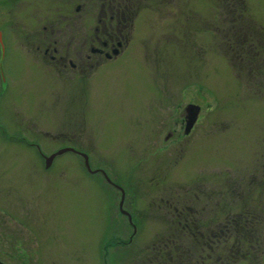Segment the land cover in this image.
<instances>
[{
	"label": "rangeland",
	"instance_id": "obj_1",
	"mask_svg": "<svg viewBox=\"0 0 264 264\" xmlns=\"http://www.w3.org/2000/svg\"><path fill=\"white\" fill-rule=\"evenodd\" d=\"M69 1L0 0V259L158 264L171 215L190 205L206 234L231 229L207 249L213 258L254 264L256 245L264 250V53L263 67L242 72L227 53L241 48L226 44L222 23L236 1L143 0L127 50L75 76L55 73L32 47L45 27H67ZM245 1L243 23L258 26L263 49L264 0ZM65 32L76 45L79 32ZM188 105L201 110L189 133L180 123ZM245 206L260 225L246 240L229 221Z\"/></svg>",
	"mask_w": 264,
	"mask_h": 264
},
{
	"label": "flooded vegetation",
	"instance_id": "obj_2",
	"mask_svg": "<svg viewBox=\"0 0 264 264\" xmlns=\"http://www.w3.org/2000/svg\"><path fill=\"white\" fill-rule=\"evenodd\" d=\"M142 1L70 0V8L74 5L76 14L73 15L74 13L70 14L69 12L62 15L63 21L68 22L67 27L65 29L53 27L51 30L45 27L38 34L39 39L34 41L32 47H36L40 52L42 51L43 63L50 65L51 70L55 73L67 75L79 70L81 74H84L89 67H97L103 63V56L109 62V60L117 59L127 50L132 40V38H127L129 33H126L129 26L133 25L129 20L138 15L137 7L140 5L142 6L141 9L145 7L141 3ZM95 16L98 20L96 26L90 24ZM84 20L86 26H82ZM72 25L75 27L73 28ZM65 31H72V35L76 34V31L79 32L76 45H74V41L66 44L63 42L67 35ZM63 32L66 33H64V38ZM25 36L26 41L28 40L27 43L30 45L29 41L31 40L28 38H31V36ZM74 36L71 39H75ZM28 51L31 52V49L28 48ZM72 76H75V73ZM187 115L185 113V117L180 121L181 129L187 125ZM186 207L180 212L175 210L174 215H171L174 221L177 222V226L171 228V235L161 239L156 254L158 264H206V259L207 262L210 261V264H224L225 259H227L226 254L223 256L215 254L213 258V252H208L207 249L212 251L216 242H222V238L218 239V236H224L226 231L221 230L219 235L214 233L213 236L209 235V231L206 234L205 221L200 222L201 219L197 215L200 211L190 205ZM202 211L206 212V209ZM182 233H185L186 237L181 238ZM185 240H187V243L185 242L188 245L187 247H184L183 242ZM122 243L127 244L123 240ZM169 245H173L176 251L169 249ZM255 249L259 254L255 256L254 264H264L262 244L259 245L258 243ZM205 251L207 252L206 256L202 254ZM242 258L245 259V255ZM0 264L6 263L0 259Z\"/></svg>",
	"mask_w": 264,
	"mask_h": 264
},
{
	"label": "trees",
	"instance_id": "obj_3",
	"mask_svg": "<svg viewBox=\"0 0 264 264\" xmlns=\"http://www.w3.org/2000/svg\"><path fill=\"white\" fill-rule=\"evenodd\" d=\"M234 1H236V7H233V6L230 7L232 9L229 11L231 16H225V18L223 17V20H222L223 30H224V34H228V38L226 39V44L227 43L230 44L231 42L229 40L230 38L231 40H233L234 44L240 46L241 48H238L237 52H235L236 50L235 46L231 45V49L228 47L227 53L231 55L233 61H235L238 64V66L241 69V72H242V68L246 66H250V65L252 66L250 70L259 69L263 67V64L257 61L259 57L261 56L260 53H264V46L262 49L261 41L260 43L258 42V45L254 43L253 36L255 33L252 32V31L258 32L259 28L258 26H257V29L254 28L252 24L249 23V21L247 23H243V21L246 22V20H248L247 13L245 12V8L247 6L246 1L245 0H234ZM237 19H239L240 21H238ZM224 22H228L230 24L227 23V25L224 28ZM251 27H253L255 30H253V28ZM244 61H247V63H245ZM243 62L245 64H243ZM245 70H247V68H245ZM260 70H263V69H260ZM239 74L241 75L242 73H239ZM193 194H198V193L195 191L193 192ZM186 201H189L188 198L185 200V202ZM214 209L215 208H213V210ZM257 212H258L257 208L253 209L251 207L248 208L245 206V208L241 210V213H235L236 216L234 218L232 217L233 220H229V221H232L233 223L232 225L234 226L237 232L236 235L240 236L239 238L245 237L243 239L246 240L247 234H248L246 230L249 228L253 227V230H255L256 228L258 230L260 225L255 223ZM214 213L217 214L216 212ZM227 215L228 216L233 215V212L228 211ZM230 230L231 229L229 228V230L226 231V237H229ZM233 251H236V249L231 250V252Z\"/></svg>",
	"mask_w": 264,
	"mask_h": 264
},
{
	"label": "water",
	"instance_id": "obj_4",
	"mask_svg": "<svg viewBox=\"0 0 264 264\" xmlns=\"http://www.w3.org/2000/svg\"><path fill=\"white\" fill-rule=\"evenodd\" d=\"M0 42H1V44L4 46V48H5V44H3V38H2V34L0 33ZM186 111H187V128H186V130H187V132L189 133V131L195 126V124L198 122L197 120V118H198V114H199V112L201 111L200 110V107L197 105V106H191V105H188L187 107H186ZM71 150H74L73 148H66V149H63V150H61V152H66V151H71ZM54 156L55 155H52V156H50V158H49V163H48V167L50 166V164H51V162H52V159L54 158ZM85 158L87 159L86 160V164H87V167H88V169H90V170H92L91 168H90V164H89V158H87V156L85 155ZM123 190V189H122ZM124 202H125V192L123 191V194H122V201H121V210H123V212L125 213V214H128L129 212H128V210L126 211V210H124L123 209V204H124Z\"/></svg>",
	"mask_w": 264,
	"mask_h": 264
}]
</instances>
